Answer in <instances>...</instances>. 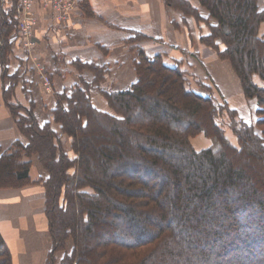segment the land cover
I'll return each instance as SVG.
<instances>
[{"label":"trees","instance_id":"1","mask_svg":"<svg viewBox=\"0 0 264 264\" xmlns=\"http://www.w3.org/2000/svg\"><path fill=\"white\" fill-rule=\"evenodd\" d=\"M9 2L0 4V104L27 142L0 144V190L43 189L47 264H264V4L163 0L204 21L196 3L215 21L201 43L231 64L245 99L255 101L253 124L224 99L196 92L182 63L141 48L126 90L106 87L107 65L73 62L79 84L56 94L52 119L40 124L33 100L17 99L20 72L7 67L17 26ZM93 90L106 110L93 105ZM200 136L208 148H195ZM34 159L45 178L32 179ZM0 264H14L1 233Z\"/></svg>","mask_w":264,"mask_h":264},{"label":"crops","instance_id":"2","mask_svg":"<svg viewBox=\"0 0 264 264\" xmlns=\"http://www.w3.org/2000/svg\"><path fill=\"white\" fill-rule=\"evenodd\" d=\"M77 1L76 9L61 24L50 10H38L36 57L45 65L53 82V94L44 92L41 79L28 55L18 45L12 47L7 67L10 73L20 72L17 99L25 104L26 97L33 100L35 116L40 124L52 119L56 94L69 92L79 84V73L72 65L75 61H96L107 65L110 71L108 88L118 91L129 89L136 81L138 53L136 44L130 45L128 41L136 34L155 40L140 44L149 57L164 52L165 61L182 63L183 68L191 69L202 81L214 83L224 101L245 119L247 102L238 76L229 62L220 61L212 49L201 43V38L210 33L207 25L191 17L185 19L180 12L168 9L163 0ZM195 6L198 7L196 3ZM201 16L207 19L208 13ZM211 24H215V21H211ZM171 48L178 53L168 54L166 50ZM82 75L88 77L90 73L86 71ZM2 87L0 79V98ZM91 97L95 108L106 110V100L98 90H93ZM53 128L60 131L57 125ZM16 141L27 142L9 110L1 103L0 144L4 150H8ZM203 141L207 146L201 150L210 145L208 140ZM43 172L38 160L34 159L30 174L32 179L45 178ZM0 233L12 253L14 264H47L53 244L41 187L33 185L0 190ZM35 244L34 254L32 248ZM35 256L34 263L32 259ZM61 256L58 254L57 259H61Z\"/></svg>","mask_w":264,"mask_h":264},{"label":"built area","instance_id":"3","mask_svg":"<svg viewBox=\"0 0 264 264\" xmlns=\"http://www.w3.org/2000/svg\"><path fill=\"white\" fill-rule=\"evenodd\" d=\"M2 5L6 0H0ZM78 6L77 0H18L16 7L17 26L11 42L18 45L32 62L39 75L46 93L52 94V81L45 65L36 57L38 43L35 41V31L39 24L38 10H50L58 23H64Z\"/></svg>","mask_w":264,"mask_h":264},{"label":"rangeland","instance_id":"4","mask_svg":"<svg viewBox=\"0 0 264 264\" xmlns=\"http://www.w3.org/2000/svg\"><path fill=\"white\" fill-rule=\"evenodd\" d=\"M14 1H16V3H18V1L17 0H14ZM0 3H1V1H0ZM2 4V3H1ZM259 4H260V7H263V4H264V0H259ZM11 7H14V5H13V2H11V0H10V2L8 3V7L6 8V10L7 9H10ZM16 7H17V5H16ZM197 9H198V12H199V14H200V16L202 15V14H204L205 12H207L205 9H203V8H201V7H197ZM183 15V14H182ZM184 17V16H183ZM203 19H204V21H198L197 19H195L194 17H191V18H194L198 23H203V24H205V25H207L208 26V28H209V30H210V25H214V24H211V21H214V20H212V19H210L208 16V18L207 19H205L203 16H201ZM185 19L186 18H190V17H184ZM202 39V38H201ZM154 39H151V38H148V37H146L144 40H142L141 39V42H139V43H136V46H135V48L137 49V48H141V43H144V42H148V41H153ZM155 41V40H154ZM132 45H134V44H132ZM141 49H143V48H141ZM144 50V49H143ZM166 52H168V54H171L172 52H174V53H178V52H176V50H175V48H171V49H169L168 51L166 50ZM162 53H164V52H162ZM161 53V54H162ZM164 57H165V55H164ZM221 61V60H220ZM168 62H170V61H168ZM223 62H226V61H223ZM169 64H171V65H174L173 63H169ZM176 64V63H175ZM184 70L186 71V72H188L189 74H191V75H193V76H195L196 77V79H197V81H195V80H193L192 81V87H193V89L196 91V92H198V93H200V94H202V95H204V96H208L210 93H212V96L215 98V100L217 101V103H221V99H223L222 98V95H221V93L219 92V90L217 89V87L215 86V84L214 83H212V82H210V81H202L201 79H200V77H197L196 75H194L195 73L191 70V69H189V68H186L185 66H184ZM91 76V75H90ZM50 77V76H49ZM87 77V76H86ZM108 79H109V77H108ZM52 81V80H51ZM212 81V80H211ZM257 81H259V80H257ZM196 82H199V83H201V84H203V85H208V86H206L207 88H201L200 87V85H198ZM52 86H53V82H52ZM109 86V85H108ZM108 86H107V84H106V87L108 88ZM43 90H44V88H43ZM114 90V89H113ZM116 90V89H115ZM44 92H45V90H44ZM210 92V93H209ZM54 93V87H53V92H52V94ZM234 93H235V91H234ZM46 94V93H45ZM48 94V93H47ZM51 95V94H50ZM26 99L28 100L29 99V96L28 97H26ZM24 101V100H23ZM223 102V101H222ZM246 102H247V104H246V117H245V119H243L245 122H247L248 124L250 123H254L256 120H257V117H256V115H255V111H256V104H255V101H249V100H247L246 99ZM247 108H249V111H247ZM248 112V113H247ZM249 115V116H248ZM240 116V115H239ZM240 118H241V116H240ZM242 119V118H241ZM22 136V135H21ZM229 137H230V139L232 140V141H234V138L231 136V135H229ZM203 139H206L205 137H203V136H200V137H197L194 141H193V144H194V146H195V148L197 149V150H201V148H204L205 146H207L206 144V142H204L203 141ZM207 140V139H206ZM66 142V144H65V148H66V150H68L69 151V141H65ZM43 174H44V177H46L47 176V174L46 173H44L43 172ZM40 178H43V177H40ZM37 250H40V247H37ZM32 251H33V253L35 254L36 253V244L34 245V247L32 248ZM35 260H36V256L32 259V262H34L35 263Z\"/></svg>","mask_w":264,"mask_h":264}]
</instances>
